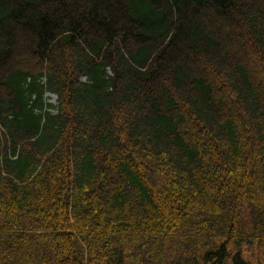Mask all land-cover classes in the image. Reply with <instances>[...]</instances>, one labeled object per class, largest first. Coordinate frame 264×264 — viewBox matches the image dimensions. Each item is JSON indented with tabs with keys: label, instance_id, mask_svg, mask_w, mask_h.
<instances>
[{
	"label": "trees",
	"instance_id": "trees-1",
	"mask_svg": "<svg viewBox=\"0 0 264 264\" xmlns=\"http://www.w3.org/2000/svg\"><path fill=\"white\" fill-rule=\"evenodd\" d=\"M252 263L264 0H0V264Z\"/></svg>",
	"mask_w": 264,
	"mask_h": 264
},
{
	"label": "rangeland",
	"instance_id": "rangeland-1",
	"mask_svg": "<svg viewBox=\"0 0 264 264\" xmlns=\"http://www.w3.org/2000/svg\"><path fill=\"white\" fill-rule=\"evenodd\" d=\"M47 96V101L55 103V97L53 95H50L48 93L45 94ZM254 264V263H252Z\"/></svg>",
	"mask_w": 264,
	"mask_h": 264
}]
</instances>
